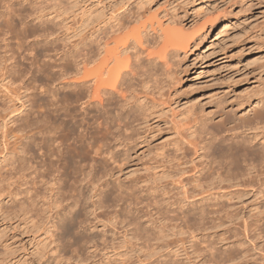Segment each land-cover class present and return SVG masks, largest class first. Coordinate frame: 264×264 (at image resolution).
Segmentation results:
<instances>
[{
  "label": "bare ground",
  "instance_id": "obj_1",
  "mask_svg": "<svg viewBox=\"0 0 264 264\" xmlns=\"http://www.w3.org/2000/svg\"><path fill=\"white\" fill-rule=\"evenodd\" d=\"M1 1L8 9L14 3L13 0ZM44 1L47 4L42 2V5L44 3L46 7L52 2L53 6L73 11L77 7L82 11H79L81 17L76 21L73 35L66 37L71 42L70 46L66 42L61 47L53 46V38L60 25L51 27L45 23L54 21L57 16L51 18L50 13L38 16L42 25L31 33L51 46V51L44 53L47 58L37 66L45 109L35 116L32 109L28 111L20 128L26 131L23 145L20 150L10 153L14 156L8 158L7 163L11 171L8 179L16 177L20 184L16 193L21 190L24 194L19 204L15 201L19 210L25 216L47 214L45 218H50L45 220L50 224L46 231L55 239L50 238L53 245H45L39 255L40 260L45 258L41 264H125V259H120L122 251L117 252L121 255L119 257L114 254L118 258L111 255L116 248L124 247L115 241L117 232L112 230L114 237L110 241L100 238V234L88 233L98 229L94 222L103 221V217L119 225L118 230L122 231L118 233H124V242L137 239L141 244L155 248L161 245L159 240L166 241L174 235V230L176 233L189 232L190 240H197V232L209 213L207 205L201 202L187 210L168 209L165 217L174 223H170V229L159 227L156 232L152 230L154 225L150 229L151 225L142 222L137 205L144 200L139 195L145 192V195H159L154 191L153 194L151 189L167 194V186H162L161 181L157 183L165 178H172L183 187L184 195H230L232 192L224 191L223 182L251 186L253 180L258 179L260 167H264V96H260L253 107V102H249L252 113L237 118L231 114L233 107L227 111L224 101L215 104L218 110L226 109L219 116L211 115L212 110L198 115L199 112L188 108L184 119L179 120L181 124L175 123L176 137L168 143L169 147L153 146L156 137L153 121L162 111L161 104H166L167 100L171 102L168 98L178 96L176 93L180 92L176 86L181 81V72L174 57L179 55L180 49L186 52L192 49L193 44L200 43L204 33L191 32L186 38L174 23L175 28L156 25L144 10L148 0H89L85 7L79 6L78 0ZM4 13L0 11V26ZM233 24L234 20H225L221 24V33L226 34ZM8 32L4 28L0 31V70L4 81L9 79L7 87L17 82L25 84L34 77L36 67V57L31 58L32 66L28 69V66L18 65L16 56L11 53ZM221 38L220 34L211 38V45L215 46L216 40ZM207 48L200 52L203 59L212 54ZM24 59L29 60L27 57ZM171 98L173 101L174 97ZM241 128L248 133L243 135L244 132L239 131ZM151 146L158 156L156 160L160 157L156 161L158 163L151 165L154 171L161 168L154 172V183L157 184L147 189L142 185L144 180L126 184L119 177L114 179V168L108 167L109 162H122L123 165L126 160L124 164H129L131 151ZM191 147L195 157L188 153ZM197 159H200L199 164L195 163ZM187 164H191L195 171L193 176H185L191 169H187ZM13 181L14 185L16 182ZM191 183L193 187L190 190L188 184ZM257 192L264 195V189ZM149 201L147 204L157 209L156 212L164 202L156 196ZM112 206L121 208L112 215L106 213ZM226 217L230 219L228 212ZM261 219H264L262 215L256 221ZM245 225L247 229L249 223ZM262 225L260 231L264 232V222ZM102 232L106 235L105 229ZM68 234L74 235V240L71 243L72 238L68 236L69 241L65 245L66 238H63ZM179 241L184 242L182 239ZM201 242L204 243L205 255L215 264L234 262L244 256L243 249L239 247L244 243L238 238L229 249L219 248L207 239ZM70 244L76 245V250L73 246L74 252L78 251L75 256L70 254L73 252L71 249L69 255L68 250L65 251ZM168 245L164 243L163 246ZM2 247L0 264L24 262L25 259L17 255L18 249L11 243L2 244ZM98 255L102 257L97 258Z\"/></svg>",
  "mask_w": 264,
  "mask_h": 264
},
{
  "label": "rangeland",
  "instance_id": "obj_2",
  "mask_svg": "<svg viewBox=\"0 0 264 264\" xmlns=\"http://www.w3.org/2000/svg\"><path fill=\"white\" fill-rule=\"evenodd\" d=\"M13 1L14 3L8 9L3 7V3L0 0V11L5 12L1 18L0 31H2V28L6 29L7 32L9 31L11 53L16 56L18 65L23 68L28 66V69L32 66V59L36 57L34 59V67H36L34 68L35 75L31 77L32 79L30 78L25 84L19 82L8 84V87L6 83L9 79L4 81L3 72L0 70L2 72H0V250L2 252L4 250L2 244L11 243L12 246L18 249L17 255L22 260L25 259L22 264H41L45 258L40 260L39 255L43 253L45 245L49 243L51 245L55 239L46 231V228L50 225L47 224L50 218H45L47 214L46 216H37V214L25 216L19 210L16 203L19 204L18 202L23 192L21 194V190H19L18 194L16 193L19 189L16 177V179L13 178L15 181L8 179L11 171L7 163L8 158L10 159V157L14 156L10 153L20 150L23 145L26 131L24 132L20 128L25 123L28 111L32 109L35 116L39 111L41 112L45 109L42 105L44 95L40 86L41 74L38 72L37 66L47 58L45 54L46 51H51V46L50 44H45L46 42L42 41V38L38 40L31 32L42 25L38 20L40 19L39 17L45 13H50L51 18L55 16L57 18L52 22L45 23V25L51 27L60 25V29L54 35L53 46L61 47L65 42L70 46L71 42L67 38L73 35L76 21L81 17L79 11H82V9L79 10L76 7L74 11L73 9L67 10L59 6H53L52 2L46 7L44 3L42 5V2H45L44 0ZM190 1L148 0L149 4L147 3L146 5L148 8L146 9L145 7L144 9L146 15H151L150 18L156 25L160 24L162 27L165 26V28L168 26L175 28L174 26L177 25L176 29L180 30L181 28V33L183 34L184 32L186 38L190 37L191 32H196L197 34L203 32L205 35L201 41L199 40L200 43L192 45V49H188L186 52L180 49L179 55L174 57L177 68L179 69L180 67L179 72H181V81L176 86V89L180 92L176 93L179 94L178 96H171L174 97L173 101L170 97L168 99L171 102L168 103L167 100L166 104H161L162 111L153 121L155 124V126L153 124V127L156 130L153 146L166 145L169 147L168 143H171L176 137L174 127L177 124L175 123H179V120L184 119V113L188 108L199 112L198 115L208 114L207 112L212 110L214 112L211 111V115L219 116L226 109L221 108L222 112L220 108L219 110L216 108L215 104L219 101H224L226 108H228L227 111L233 107L234 110L231 111V114L233 116L234 113V117L237 118L243 114L252 113L251 107L248 105L249 102H253V107L258 98L264 96V65H261L264 64V0ZM45 3L47 4V2ZM78 3L79 6L85 7L88 5L89 0H78ZM76 10L78 11L76 12ZM225 20H234V24L226 34L221 33V24ZM205 29L206 31H204ZM217 34H220L223 38L216 40L218 43L213 46L210 40L216 37ZM207 46L210 48L208 53L212 52V54L203 59L200 52L203 49H208ZM0 50H2L1 47ZM2 54L4 55V53ZM178 56L179 58H177ZM25 57L29 58V60H25ZM20 84L22 85L20 86ZM29 99L33 102V106H31ZM171 105L173 108H171ZM157 123L159 124L158 127L156 126ZM245 130V128H241L239 131H243V135H245L248 133ZM256 142H258V139ZM153 146L150 148L145 147L144 150L140 147L131 151L132 158L129 164H124L127 163L126 160L123 165L122 162L114 164L109 162L108 167L114 168V179L119 177L121 182H126V184L132 181L144 180L142 185L148 187L147 189L160 181L162 186H167L166 188L169 191L167 194L151 189L153 194L155 192V194L158 193L159 195H145L146 192L143 195H139L144 201L140 203L141 205H137V210L140 213L139 215L142 216L143 224L151 225L150 229H152L153 225L155 226V229H152L153 231L157 232L159 227L167 230L171 228L170 223L173 224L174 221L169 222L165 217L168 216V209L187 210L201 202L207 205L209 213L203 227L197 232L198 239L190 240L189 232L176 233L174 230V235L168 237L166 241L159 240L161 245L155 246V248H153L154 246L143 245L137 239L124 242V233H118V231H122L118 230L119 225L115 224L114 220L113 222L108 221L106 217H103V221L96 220L94 223L98 224V229L92 232L89 230L90 232L88 231V233L100 234V238L105 237L110 241L114 237L111 233L112 230L117 232L115 241L118 240L121 245L124 244V247L122 245L119 250L116 248L111 255L117 254L118 251H122L121 254L123 256L127 254L125 258L117 254L118 257L121 256L120 259H125V264H215L205 255L202 249L204 243L201 241L207 239V241L217 244L219 248L229 249L234 246L233 241L236 238L244 243V245L239 246L243 249L244 256L226 264H264V232L260 231L262 230L261 226L263 227L264 219L259 222L256 221L257 218H261V215L264 217V195L261 193L257 194L259 189H264V167L258 168L260 174L257 177L258 179L255 178L256 181L255 179L253 180L254 182H252L251 186L237 185L234 182L233 184L223 182L222 185L226 187H224V191L232 192L230 195H184L183 187L176 184L172 178H165L154 183V172L160 171L161 168L155 171L152 169L151 165L158 163L156 162L158 159L160 160V157L156 160L158 156L157 154L155 155ZM188 150L192 157L196 156L192 147L188 148ZM195 163L199 164L200 159H197ZM186 166L187 169L188 167H191V169H188L190 171H187L185 176H193L195 171L192 170L191 164ZM120 169L122 170L121 172H119ZM12 181L16 183L13 185ZM115 183L118 184V182ZM191 186L192 183L191 185L188 184L190 190L192 189ZM23 187L20 189H23ZM215 190L217 191V189ZM14 195H19V197H14ZM154 196L164 201L158 212L152 205L147 204ZM185 198H188V200H185ZM203 198L207 199L203 201ZM120 208L112 206L108 210L106 209V213L112 215L115 210ZM227 212L230 214V219L226 217ZM45 220H48L47 223ZM246 223H249L247 229H245ZM103 229L106 230V235H103ZM49 230L55 231L54 228H49ZM183 230L186 229L184 228ZM169 232L173 233V230ZM70 235L68 234L63 238L64 240L66 238L65 245H67L66 242L67 240L69 241L67 238ZM71 238L72 242H70L73 243L74 235ZM179 239L184 240L185 243L179 241ZM164 243L169 245L163 246ZM61 244L64 245L63 241ZM70 245L68 249L65 248V251L68 250V255L70 251H73L70 254L74 253L73 256H75L78 251L74 252L73 246L75 248L76 245ZM69 249L71 250L69 251ZM97 254L99 253L97 252ZM245 254L248 255L246 256ZM101 257L102 255L97 256V258ZM118 257L116 256V258Z\"/></svg>",
  "mask_w": 264,
  "mask_h": 264
}]
</instances>
